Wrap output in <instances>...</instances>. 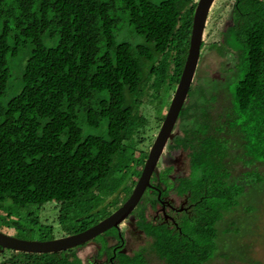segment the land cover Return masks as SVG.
<instances>
[{
    "label": "trees",
    "instance_id": "1",
    "mask_svg": "<svg viewBox=\"0 0 264 264\" xmlns=\"http://www.w3.org/2000/svg\"><path fill=\"white\" fill-rule=\"evenodd\" d=\"M198 3L0 0V207L9 204L7 216L29 209L46 241L55 238L54 225L41 217L49 209L59 224H70L62 236L85 231L112 213L98 211V193L117 188V161L134 142L128 136L133 125L145 122L139 109L146 93L155 88L175 93ZM228 3L230 19L221 39L208 42L217 25L207 23L209 34L175 126L180 135L171 144L192 157L190 177L197 181L186 191L198 195L196 203L210 197L222 202L206 214L194 211L189 232L147 224L155 233L128 257L131 264H205L217 251V223L248 187L262 181L251 166L264 167V0ZM126 25L141 44L123 38ZM206 53L223 58L220 78H207L202 70ZM17 60L23 61L17 63L23 89L4 103L13 78L10 61ZM96 130L104 135L92 134ZM236 159L240 172L233 167ZM246 170L256 178L239 185L228 179ZM125 201L114 200L115 211ZM14 252L0 264L84 261L62 253Z\"/></svg>",
    "mask_w": 264,
    "mask_h": 264
},
{
    "label": "rangeland",
    "instance_id": "2",
    "mask_svg": "<svg viewBox=\"0 0 264 264\" xmlns=\"http://www.w3.org/2000/svg\"><path fill=\"white\" fill-rule=\"evenodd\" d=\"M155 1L156 3H160L161 0ZM199 1L200 0H196V2ZM228 1L230 0H216L211 8L209 18L213 17V19L216 20H212V22L208 23H211L212 28L216 27L213 25H217V27L215 32L210 35L208 42L217 41L223 37L222 30L224 24H226L228 19H230L229 11L232 8V4H229ZM224 7H226V13L223 12ZM207 28L208 24L206 30ZM207 31L205 32L204 36V39L206 40L207 34H209ZM122 36L126 41H130L133 44H141L143 42V39L131 32L127 25L125 26V34H122ZM219 36L220 38H218ZM223 61V58L219 57L216 53H206V56L203 55L202 70L205 72L207 78H220L222 76L221 68ZM15 62L16 63L10 61V65L13 70V78L10 80L11 85L7 94L2 99L4 103L15 97L23 89V86L20 84L22 74L17 69L19 68L17 63L21 64L23 61L17 60ZM150 91L151 92L148 91L146 93L144 97L145 101L142 104V107L139 109V116H144L145 122L143 125H141V119H138L137 123L133 125V128L129 131L128 136L131 137L134 142L128 143L125 151L126 155L117 161L121 162V165H116L117 167L115 168L114 178L115 186H117V188L114 189L113 192L107 189L105 192L103 191L98 193L100 201L98 211L104 214L109 212H112L111 214H113L116 212L115 208L117 205L115 204L116 202H114V200L117 201L119 196H122L123 199H128L133 193L136 186H133V183L136 181L137 177H141L145 163L149 157L150 150L161 131L164 120L167 117L174 93L172 95V93H169L165 89L162 90L161 88H155ZM103 128L105 131L107 130L106 125H103ZM92 134L104 135V132H99L96 130ZM172 142L167 145L164 152L170 165L165 164L163 160H161L160 164L158 165L161 173L160 179L167 188L168 193H186L188 185L197 181V178L193 176L190 177L193 172V168L190 163L192 157H190L187 151L182 149H179V151L173 150L171 146ZM182 162L185 163L183 164ZM139 165L140 167L137 168ZM253 165L259 164L255 163ZM242 166V163L236 159L233 167H235L238 172H240V170H242ZM251 169L256 174L259 172L263 174L262 176L258 175L262 178V181L253 187H248L246 189V194L242 195L238 202L236 200V203L233 207H231L230 210L225 209L226 212L216 225L219 235L217 240V251L205 264H264V167H261L259 171H255L253 166H251ZM254 172H247L246 170L243 174H241V177H238L239 173L237 177L236 175L234 176L233 173L228 179L231 180L232 183L238 185L239 183L243 184L245 183V180L248 182V180H254L256 178L253 175ZM157 176V174L153 176L152 182L157 181ZM139 178L137 179V182ZM121 185L123 186L119 187ZM197 198L198 195L196 194L194 197H192V201L198 202L201 200ZM155 202L156 193H152L148 190L145 193L141 203L129 216V219L131 218L130 227H127V221L121 225V231L123 233L122 236H124L125 239L120 236L118 229L113 228L108 232L98 236L93 241V243H90L87 247H84L83 245L79 248L77 247L61 252V256H71V258H76L79 256L87 263L86 260L90 255L95 257L101 256L102 260L106 255H108L118 264H131V260H129L128 257H132V255L137 254L139 251L145 248L144 245H146L148 241L151 240L147 237V235L149 236L155 233L154 230L156 228L154 229V227L147 225L146 222L143 223L144 219L142 221V216L145 215V210L148 209L147 205L149 203L155 204ZM221 202L222 200H215L214 198L210 197L206 203H199L200 205L197 204V208L195 206L196 215L198 214L199 216L200 213L206 214V210H214L215 207ZM112 203H114V208L109 206V204ZM8 207L9 204L7 203L3 206V208L0 207V232L18 239L41 241L44 228L33 226L31 217L28 215L30 212L29 209L22 211L18 209L17 212H13L12 216H7L9 213ZM193 212L191 213V217H193ZM55 215V212L49 209L46 213L41 215V217L43 218L44 222L47 218L49 220L46 221H48L49 224L52 223L54 225V229L51 232V235L55 236L54 239L66 237L62 236L66 234V229L64 228H70V224L66 225V227L62 226L59 224L58 217ZM184 219L185 221L181 222V226L186 230V232H189L190 228L194 226L195 218ZM163 228L164 226L159 227V229ZM10 254H12V250L0 255V263L3 262L4 256L5 258L9 257Z\"/></svg>",
    "mask_w": 264,
    "mask_h": 264
},
{
    "label": "water",
    "instance_id": "3",
    "mask_svg": "<svg viewBox=\"0 0 264 264\" xmlns=\"http://www.w3.org/2000/svg\"><path fill=\"white\" fill-rule=\"evenodd\" d=\"M216 0H200L194 15L190 48L182 77L171 102L161 131L150 150L142 175L136 187L126 201L116 212L93 225L85 231L66 237L40 241L23 240L8 236L0 232V254L6 250L29 254H53L68 251L94 241L98 236L113 228H119L140 204L148 188H152V177L159 173L158 165L164 158L168 142L176 137L174 132L179 116L190 92L193 80L198 69L204 33L211 8Z\"/></svg>",
    "mask_w": 264,
    "mask_h": 264
},
{
    "label": "flooded vegetation",
    "instance_id": "4",
    "mask_svg": "<svg viewBox=\"0 0 264 264\" xmlns=\"http://www.w3.org/2000/svg\"><path fill=\"white\" fill-rule=\"evenodd\" d=\"M177 132V135H180L178 130ZM162 160L165 164L170 165L169 161H167L166 155ZM182 163L184 164L185 162ZM152 184L153 187L148 188L147 191L149 190L152 193H156V202L155 204L149 203L147 205L148 209H146L145 211L146 224H151L153 226L165 225L167 228L173 230L174 232L180 231L181 222L185 221L184 218H191V213L195 211V206L197 205V203L192 201L191 193L189 192L178 194L171 192L168 193L167 188L164 186L160 178H158L157 181L152 182ZM126 221V225H128L127 227L129 228L131 218H128ZM121 225L119 227L120 236H122L123 234L121 231ZM122 238L125 239L124 236H122ZM90 243H93V241ZM90 243L85 244L84 247H87ZM8 251L9 250H7V252ZM86 261L87 263L84 260L83 264H117V262L114 259H111V257H109L108 255H106L103 260L101 256L95 257L90 255Z\"/></svg>",
    "mask_w": 264,
    "mask_h": 264
},
{
    "label": "clouds",
    "instance_id": "5",
    "mask_svg": "<svg viewBox=\"0 0 264 264\" xmlns=\"http://www.w3.org/2000/svg\"><path fill=\"white\" fill-rule=\"evenodd\" d=\"M207 23H208V21H207ZM207 27V26H206ZM206 30V29H205ZM204 36H205V33H204ZM204 41V40H203ZM191 42V41H190ZM201 57V56H200ZM186 63V62H185ZM199 66V65H198ZM197 72V71H196ZM194 81V80H193ZM178 87V86H177ZM177 89V88H176ZM176 92V91H175ZM175 94V93H174ZM174 97V96H173ZM177 130L178 129H174V132L176 133V136H177ZM175 139V138H174ZM172 142V141H171ZM170 143V141L168 142V144ZM167 147V146H166ZM165 156V155H164ZM161 162V161H160ZM238 177H241L240 175L238 176ZM153 178V177H152ZM157 178H160V170H159V173H158V176H157ZM139 181V180H138ZM136 187V186H135ZM189 192V191H188ZM191 193V192H190ZM132 195V194H131ZM145 195V194H144ZM144 197V196H143ZM192 197H194V195L191 193V199H192ZM143 199V198H142ZM142 201V200H141ZM141 203V202H140ZM135 211V210H134ZM191 219H192V217H191ZM97 224V223H96ZM16 252V251H15ZM5 253H7V250L5 251V252H3V253H1L0 255H3V254H5Z\"/></svg>",
    "mask_w": 264,
    "mask_h": 264
},
{
    "label": "bare ground",
    "instance_id": "6",
    "mask_svg": "<svg viewBox=\"0 0 264 264\" xmlns=\"http://www.w3.org/2000/svg\"><path fill=\"white\" fill-rule=\"evenodd\" d=\"M152 80V79H151ZM10 93V92H9Z\"/></svg>",
    "mask_w": 264,
    "mask_h": 264
}]
</instances>
